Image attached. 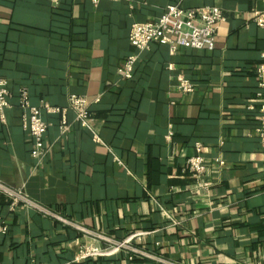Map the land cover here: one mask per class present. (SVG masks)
<instances>
[{
  "label": "crops",
  "instance_id": "crops-1",
  "mask_svg": "<svg viewBox=\"0 0 264 264\" xmlns=\"http://www.w3.org/2000/svg\"><path fill=\"white\" fill-rule=\"evenodd\" d=\"M222 8L214 50L154 43L131 79L136 23L169 5ZM264 0H0V79L14 93L0 119V181L37 209L10 210L0 195V264H264V129L257 67L264 64ZM194 83L193 93L178 79ZM44 110L48 151L36 168L19 91ZM85 97L92 122L70 110ZM67 122L69 131L61 134ZM201 143L208 171L197 185L188 161ZM221 162L223 164H221ZM125 250L76 261L87 247Z\"/></svg>",
  "mask_w": 264,
  "mask_h": 264
},
{
  "label": "built area",
  "instance_id": "built-area-1",
  "mask_svg": "<svg viewBox=\"0 0 264 264\" xmlns=\"http://www.w3.org/2000/svg\"><path fill=\"white\" fill-rule=\"evenodd\" d=\"M98 3L99 0H93ZM52 5L57 7L61 0H51ZM225 16L222 8L216 6L188 9L182 4L169 5L166 7L163 15L150 23H136L132 26L130 32V43L136 49L137 53L127 58L126 67L120 70L121 76L126 79L133 77V72L136 63L139 61L140 53L147 51L155 43L166 44L169 46L172 53L178 52L181 48L195 49V50H214L216 45V37L219 26L224 22ZM255 22L257 26L264 28V12L256 13ZM256 75L258 79L259 92L257 97L264 101V64L257 67ZM178 89L183 93H193L195 90L194 83L190 80L180 77L178 79ZM14 93L10 89L8 82L0 79V119L5 122L6 112L12 108V100ZM19 107L23 111V127L29 133L32 141V158L36 162V168L40 167L48 151L45 148V136L49 128L48 121H45L43 112L44 110L65 112L60 108H53L46 101H42L41 105H33L30 100L29 90L24 87L19 91ZM70 110L76 114V119L84 128H90L93 121L89 107V103L85 97L72 95L69 98ZM261 121L264 129V104L261 108ZM69 127L67 122L61 125V134H67ZM197 154L191 157L188 161L190 173L195 177L197 186L204 188V177L207 174L208 166L203 155V146L201 143L196 145ZM221 164H223L221 162ZM0 195H3L9 202V207L14 212L18 207L22 206L27 209H37L49 215L46 211L39 206L22 189H13L0 181ZM57 217L56 215H53ZM65 223L66 220L57 217ZM8 226L4 223L0 226V233L7 234ZM97 239L103 240L109 244L108 248L100 247H87L85 246L80 250L77 255L76 261H82L90 257L108 256L122 250L128 254L144 256L147 258L152 257L149 253L136 249L131 245L129 239L123 242H116L101 234L94 235Z\"/></svg>",
  "mask_w": 264,
  "mask_h": 264
}]
</instances>
